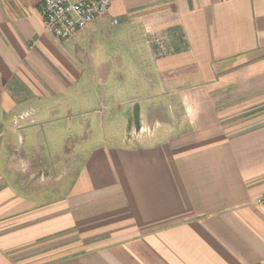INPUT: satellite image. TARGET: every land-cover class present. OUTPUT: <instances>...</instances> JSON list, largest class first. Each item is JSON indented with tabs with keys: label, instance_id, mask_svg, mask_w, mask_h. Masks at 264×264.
Returning a JSON list of instances; mask_svg holds the SVG:
<instances>
[{
	"label": "crops",
	"instance_id": "obj_1",
	"mask_svg": "<svg viewBox=\"0 0 264 264\" xmlns=\"http://www.w3.org/2000/svg\"><path fill=\"white\" fill-rule=\"evenodd\" d=\"M43 1L0 0V264H264V0H109L62 42ZM121 53L190 133L103 141L68 184L55 159L75 148L46 163L26 144L46 142L38 125L59 140L87 110L76 96L125 79Z\"/></svg>",
	"mask_w": 264,
	"mask_h": 264
},
{
	"label": "rangeland",
	"instance_id": "obj_2",
	"mask_svg": "<svg viewBox=\"0 0 264 264\" xmlns=\"http://www.w3.org/2000/svg\"><path fill=\"white\" fill-rule=\"evenodd\" d=\"M117 39L120 41L119 44H121L123 38L120 36ZM113 44L115 51L119 52L120 49L122 51V48H117L115 42ZM119 56L120 58L117 57L110 67L114 74L125 73L127 76L125 79L117 78L114 75L113 78H110L107 84H98V86L92 87V92L97 94L96 97L93 94H81L76 96L73 103L79 105L82 109L87 110L83 113H79L80 119L77 117V112H72V115H74L71 117V120H73L72 128L69 130L68 126L66 127L68 120L62 123V125L59 126L58 131L60 135L58 138L59 140L54 141L51 138V129L49 127L38 125L33 129L34 131H39L41 129L44 130L46 142L41 139V141H31L26 144L27 147L30 146V150H33L35 146L39 148H48L49 153L45 151L44 161L46 163L50 161L49 156H53L56 151L60 152V155H62V149H65L66 147L75 148L77 154L62 155L60 159H55V161L59 163L56 173L61 176L65 175V177H67L65 178V181L68 184L73 181L77 172L84 165L85 159L91 148L99 145L103 141L109 143L112 139L122 140L125 133L133 138L137 136L158 135L163 134L164 132H169V135L165 139L164 137L161 138V140L164 141L171 137H185L187 133H190L187 124H184L183 127L176 125V122H180L181 120L184 121L185 110H171L168 108L169 106L164 105L163 102V105H161L160 102L163 98L144 85V80L137 77L136 73L141 69L143 64H139L133 57H125L122 53ZM89 67L90 66H87V64L83 65L84 75L88 73ZM147 67L148 65L145 66V69H147ZM161 107H167V110H160L159 108ZM94 109L99 110L98 114L92 113V110ZM88 111H90V113L86 114ZM139 113L141 115L142 113L145 114L140 120L138 117ZM78 120L81 121V126H78ZM171 122L173 124L172 126H170ZM196 134L198 135L199 132ZM80 137L85 139V141L79 140ZM1 161V167L3 169L2 176H6L8 174H4L5 164H3L5 160ZM35 178H37V176H35ZM13 184L19 196H28L27 198L31 197L30 199L38 203L48 201L49 199H52V197H55L54 192H48L47 188H40L38 192L36 191V193L34 195L31 194L33 195L31 196L28 190L26 191L25 189H22L18 182H14ZM36 184L37 187H40L48 183L43 184L37 182Z\"/></svg>",
	"mask_w": 264,
	"mask_h": 264
},
{
	"label": "built area",
	"instance_id": "obj_3",
	"mask_svg": "<svg viewBox=\"0 0 264 264\" xmlns=\"http://www.w3.org/2000/svg\"><path fill=\"white\" fill-rule=\"evenodd\" d=\"M109 9V0H44L40 15L45 30L57 42H62L105 18Z\"/></svg>",
	"mask_w": 264,
	"mask_h": 264
}]
</instances>
